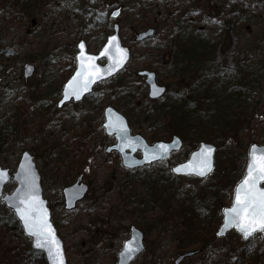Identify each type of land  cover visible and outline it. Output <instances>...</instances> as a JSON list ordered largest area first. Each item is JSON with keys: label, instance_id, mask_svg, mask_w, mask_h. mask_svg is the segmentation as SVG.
Segmentation results:
<instances>
[{"label": "rangeland", "instance_id": "374dc122", "mask_svg": "<svg viewBox=\"0 0 264 264\" xmlns=\"http://www.w3.org/2000/svg\"><path fill=\"white\" fill-rule=\"evenodd\" d=\"M30 1L27 0L30 13L18 14L12 11L8 14L9 24H3L0 28V52L9 50L11 54L14 53L10 57L15 58L11 64H8V61L2 59V55L0 56V64L3 63L5 66L4 68L0 65V94L3 86L4 94L6 92L11 94L8 90L11 89L12 92H18L17 95L23 93V98L28 90H37L45 101L51 100L56 106L60 93L57 92L58 96L53 98V94L50 93L46 98L43 89L50 85L54 86L57 82L63 85L74 70L76 45L80 39L86 41L90 52H98L107 35L112 33L114 22L108 18L106 25L100 23L101 20H97L93 23L94 26L87 27L88 24H84L82 28L80 16L82 13L80 9L83 8L82 0H37L40 1L37 6V1L35 3ZM92 1L97 17H100L107 14L108 5H111L114 0ZM125 1L132 3V9L140 2L157 9L153 10V14L158 13L159 25L158 28L155 27V36L147 40L144 47L141 44L145 42L136 43L134 38L137 32L146 29L140 26L139 20L142 18L146 22L151 19V16L146 12L126 11L123 8L122 16L124 14L125 17L120 21L121 37L123 43L132 50V57L123 72L96 86L92 96L103 101L99 115L101 119L92 120L91 126L89 125L85 130H81V127L75 128L76 124L86 122L85 115L80 110L87 113V116H94L92 105L95 100L90 98L86 101L87 106L80 102L70 103L61 109L57 108L53 113L57 116V120H52L54 116H50L44 125L47 129V139L52 138L69 153L65 166L61 167L63 172L61 175L68 181L62 182L52 177L46 182L47 184H43L45 196L52 202H57L52 211V217L65 243L68 264H117L118 252L129 237L132 225L145 233L147 246V249L132 264H174L180 254L188 251H195V254L184 259L180 264H264V238L261 233H257L250 242L244 241L236 230H232L223 238L216 236L222 220V208L232 203L234 195V186L228 185L226 168L233 167L244 171L249 145L253 142L264 144V98L262 95L264 89V0ZM10 2L12 0H5L4 6H8ZM33 6H36L37 10H34ZM20 9L24 10L23 7ZM8 10L7 8L5 11ZM181 14L188 16L193 26H203L206 33L210 35H218L224 24L226 35H222L216 48L215 62L229 70H244V77L253 80L248 93L252 100L253 114L248 119L249 125L241 129L233 148L219 135L208 134L204 138L205 141L213 142L218 146L217 166L220 171L225 170L224 175L223 171L217 173L218 170H216L204 179L174 177L170 182H166L169 190L163 194V198L142 193L143 186L139 183L135 185V190L141 197L134 204L135 200L130 199L128 194H124L126 192L125 183L122 182L124 178L128 175L142 178L145 173L165 176L172 166L188 158L200 140L196 142L192 137L184 140L183 148L174 154L168 163L163 162L152 165L150 168L130 172L131 170L122 166L116 152L107 151V147L114 140L106 135L102 127L103 109L111 105L128 117L123 108H119V92L125 83L132 86L131 91H134L138 98H146L152 103L147 96L148 89L144 78L138 75V71L143 69L155 71L159 83L171 85L169 91L176 88L178 83L165 78V69L171 64L170 57L177 47L172 45L163 52L159 50L170 45L167 34L172 29L178 30V26H172V24L178 19L185 22L180 17ZM237 16L240 21L235 24ZM228 22H230L231 30L226 27ZM87 30L88 37L87 33L85 35L83 32ZM105 30L107 33L104 35ZM156 45L161 48L155 47ZM6 54L9 56L8 53ZM45 59L46 65L43 63ZM26 64L34 65L35 71L25 82L23 77ZM5 74H7L6 77H4ZM38 83H44L43 88L40 87L38 90ZM34 104L35 102L24 101V107L22 106L17 113L21 125L17 136L11 137V139L15 138L17 145L12 142L11 148H7L0 157L4 167L15 169L24 147L26 148L24 150H29L34 155L40 171L43 168L40 158L31 148L36 143L35 138L41 139L42 136L39 131L40 126L38 127L40 116L36 114L33 107L29 106ZM205 104L206 102L199 101L197 111H203ZM13 105L14 103H6L4 110H9L10 113ZM29 113L32 116H29ZM132 130L133 133L144 136L149 142H153L156 138L169 140L174 134H170L167 129L153 138L152 133L144 132L143 127L135 126ZM99 146L103 149H99ZM82 152L84 153L79 156ZM72 158L73 161H71ZM75 167H77L76 170H74ZM67 172L72 174L68 176ZM108 174L111 178H108ZM80 176L89 186V192L76 208L67 210L64 208L63 188L72 184ZM223 182L226 187L219 190L223 203L220 209L213 211L215 198L210 191L217 183ZM14 186L15 183L12 182L5 189L11 191ZM167 203L169 208L166 207ZM0 205V264H43L40 258L30 254L31 239L13 223L12 214L14 213L3 204ZM146 205L151 207L150 211L141 213L140 209ZM183 206H198L209 215L218 211L219 220L216 224H212L216 225L214 230L211 228L212 219H208L206 215L191 222L179 214L178 210ZM8 211L12 214L8 215ZM196 211H198L197 208ZM192 224L198 226L203 233L211 229V235H208L203 243L188 240L190 237L188 231Z\"/></svg>", "mask_w": 264, "mask_h": 264}, {"label": "trees", "instance_id": "16d2710c", "mask_svg": "<svg viewBox=\"0 0 264 264\" xmlns=\"http://www.w3.org/2000/svg\"><path fill=\"white\" fill-rule=\"evenodd\" d=\"M36 1L37 0H33V1L31 0L30 3L33 2L35 3ZM82 2H83V8L80 9V12H82L80 13L81 25H83L82 28H84V24L85 25L88 24L87 27L94 26L93 23L96 22L97 20H101L100 23L107 25L109 12H107V14L105 15L97 17V12L95 6L93 5V1L82 0ZM4 3L5 0L0 2V21H1L0 28L2 27L3 24H7V25L9 24L10 16L8 14H10L12 11L17 12L18 14L26 13V12L30 13V7L29 4L27 3V0H12V2L8 4V6H4ZM38 4H40V1H37L36 6ZM112 5H123V8H125L127 11L130 10L132 3H126L125 0H114L112 1L111 5L110 4L108 5L107 11L112 7ZM36 6H33L34 10L36 9ZM20 7H23L24 10L20 9ZM7 8L9 10L5 11ZM145 12L151 16V19L146 20L145 22L141 18L139 20V23L141 24L140 26L141 27L154 26L158 28L159 25V22L157 20L158 13L153 14V12L149 9H143L140 11V13H145ZM124 17L125 16L123 14L120 20H122ZM180 17H182L185 20V22H182V19L181 20L178 19L172 24V26L177 25L178 30L172 29L171 32L167 34V37L170 40V45L165 46L162 50H159L163 52L168 48H170V46L172 45H175L177 47V50H175L173 54L170 53L172 54V56L170 57L171 64L169 66H166L165 78H168L169 80L172 79L179 84L184 82L187 73L194 71V73H197L200 78V83L198 79L199 86L197 84L191 85L188 91V95L176 96V97L167 96L164 98V102L162 104H158V103L152 104L154 102L151 103L146 98H138L136 93H134V91H131L132 86L127 85L125 83L123 84L119 92V108H123L126 114L130 117L131 125L143 127L145 129L144 132H151L153 138L158 137L161 131H165L169 129L170 134L171 133L178 134L184 140H188L190 137H192L194 140L197 141L205 137L204 134L207 128L209 129V127H212L214 128L213 130H218L219 132L222 131L223 136L221 138L224 139L225 141L227 140L231 148H233L234 143L237 141L239 137V133L241 132V129L243 128V126L249 125V121L247 119L249 118L250 115L253 114V111L249 114L248 109H245V107L242 105L243 97L248 96L253 80L243 76L238 83L239 89H237V86L233 88H231L230 86L229 87L222 86L223 81L231 79L238 74L237 69L229 70L226 67L220 66L218 62H215L216 53L213 50L219 44V41L222 39V35L223 34L226 35L224 24L222 25V28L219 31L220 33L218 35H210L206 33V29L203 26H199V25L193 26L189 22L190 20L188 16L181 14ZM239 21L240 20L238 17L237 21L234 23L236 24ZM229 23L230 22L227 23L226 27L227 29L229 28L231 30L232 28H230ZM83 32L85 33V35L87 33V37L89 36L88 30ZM106 33L107 30L103 32L104 35ZM146 43L147 42L144 43V47ZM155 47L161 48V46L159 45H156ZM10 52L11 51L9 50L6 52L3 51L0 52V56L2 55V59H6L8 61V64H11L15 59L14 57H10L11 55L14 54V53L11 54ZM6 53H8L9 56ZM43 63H45L46 65V59L43 61ZM0 65L4 66L3 63ZM6 76L7 74H5L4 77ZM215 82L218 83L219 89L216 88L213 94V92L208 90V85L210 84L211 87H213L212 83ZM43 85L44 83H38L37 84L38 90L40 89V87L43 88ZM61 87H62L61 83L57 82L54 86L50 85L46 89H43V93L46 95V98H48L47 96L50 93H52L53 94L52 98H53L58 96ZM168 87L171 88V85H168ZM8 90H10L11 94H9L8 92L4 94L3 92L5 91V87L3 86L2 93L0 94V157L5 153V150L7 148L9 149L11 148L12 142H14L15 145H17V141L15 140V138L11 139V137L17 136L18 128L21 125V122L19 121L20 117L18 116L17 113L18 111L21 110L24 101H31L32 103L35 102L34 105H29V106L33 107L36 111V114H39L40 116L38 117V122H39L38 127L40 126L39 131L42 136L41 139L35 138L36 143L31 148L32 151L35 152L36 156L39 157L42 162L41 166L43 167L42 169H44V170L41 169L42 183L47 184L46 182L51 180L50 178L52 177L55 180L67 182L68 180L61 175L63 173L61 171V167L65 166L64 164L68 160L69 153L67 152V149L65 147L58 145L59 143L57 144L55 140H52V138L47 139L46 137L47 129L46 127H44L45 121H47L50 116H54L52 120L54 121L57 120L56 119L57 116L53 114L57 110V107L54 105L53 102H51V100L45 101L44 97H42L40 92L37 90H28L27 95H25L24 98H23V93L17 95L18 92L16 91L12 92L11 89ZM218 91L220 96L224 97L227 100L228 97H231L232 98L231 102L234 104V107H228V104L223 105L222 103H220L221 101L218 97ZM202 94L203 95L206 94L209 100H211L212 98L215 102H217L216 98L218 97L219 101L216 104L213 105V103H211V105L214 107V110L216 111L214 112L213 107L210 106L211 109L210 114L204 115V113H202V115H198V114L194 115V111L191 110L192 109L191 107L196 104V101L199 99V97H201ZM7 96L10 97L8 99H5V97ZM90 98L92 100H95L94 101L95 103L92 105V110H93L92 114H94V116H87V113H85L83 110H80L82 113H84L86 122L81 124H76L75 128L77 129L81 127V130H85L89 125L91 126L92 120L101 119L99 115H100L101 103L103 101H100L98 97L92 96L91 94L89 98L85 99L82 102L83 105L87 106L86 101ZM6 103H14L12 109L10 110V113L9 110H4V108L6 107ZM235 108L237 110H235ZM229 112L232 115H234V119L230 118ZM24 114H28V113H24ZM30 115L31 114L29 113V116ZM162 128L164 129L162 130ZM198 129H202V130H198ZM195 131L196 132L198 131L197 134H195ZM235 131L236 132L238 131L237 135L232 134ZM209 132H211V130H209ZM98 148L103 149L101 146H99ZM24 149L26 148L23 147V150ZM83 153L84 152H82L79 156H81ZM73 160L74 159L72 158L71 161ZM76 169L77 167H75L74 170ZM226 169H227L226 171L227 176L229 178L228 185L230 187L235 186L237 181L241 178L243 171L242 170L239 171L237 170V168L235 169L233 167H229ZM216 170H218L217 173L218 172L221 173V171H223V175H224L225 170L220 171L218 166ZM71 174H72L71 172H67L68 176H70ZM109 176L110 174H108V178H111ZM165 176L169 177L172 176V174L169 171L168 173H165ZM160 177L161 176H159L158 174L147 175L146 177H142V178L128 175L126 178L122 180V182L125 183L124 189L126 190V192L138 193V191L135 190L136 189L135 185H138L139 183H141V185L143 186L141 187L143 188L142 191H146L150 188L157 187L159 185H168L167 183L170 182V179L169 180L163 179V181H160L157 179ZM224 184H225L224 182L217 183L215 188H213L210 191L215 198L212 207L213 211L220 209V205L223 203V197L221 196L219 190H222L223 187H226ZM149 192H150V196L151 194L152 195L154 194L155 197L160 198L159 192L156 189L155 190L150 189ZM47 199L49 201L51 210L54 211L55 204L57 202L55 203L52 202L51 199L49 198ZM195 200H197V198H195ZM166 207L169 208L168 203L166 204ZM150 208L151 207L149 205H146L140 209V212L147 213L148 211H150ZM196 208L198 211H196ZM200 210L202 211L201 214L203 216L206 215L208 219H212L211 225L216 224V222L219 220L218 215L220 213L218 211L213 212V215H209L207 212L203 211L198 206L196 207L183 206L180 210H178V212L180 213L182 211L185 213H189L185 215L186 217H188L189 221L193 222L196 221V219L200 218V215L197 216V212H199ZM9 214H12V212L8 211V215ZM12 218H13V223H15L17 228L22 232V227L20 223L17 221V218L15 217L14 214H12ZM215 227L216 225H212L211 226L212 230H214ZM188 233L190 236L188 240L198 241L203 243L204 240H206L207 236L211 235V229H209L206 233H203L198 226L192 224V226L189 227ZM30 254L35 256L36 258H40L43 264H47L43 252L36 251L30 248Z\"/></svg>", "mask_w": 264, "mask_h": 264}, {"label": "water", "instance_id": "95a60500", "mask_svg": "<svg viewBox=\"0 0 264 264\" xmlns=\"http://www.w3.org/2000/svg\"><path fill=\"white\" fill-rule=\"evenodd\" d=\"M122 7L118 6L114 8L110 12V17L113 20H117L121 15ZM113 32L109 34L106 38L105 43L101 47V49L94 53L88 50L87 43L84 39L80 40L77 44V53H76V65L75 70L71 74V76L65 81L61 90L60 99L57 102V107L62 108L64 105L70 102H79L82 101L87 95L92 93L93 88L96 84L108 80L121 72L129 63L131 59V50L128 46L122 43V39L120 36V25L118 22L114 23ZM155 34L154 28H148L146 30L140 31L137 33L135 37V42H142ZM113 37H115V41H113ZM113 45L111 48L109 45ZM83 45V48H81ZM124 50L126 56L123 60L122 66H117L114 63V59H119L116 55V47ZM108 52V55H103V53ZM84 53V57H93L95 58V66L101 70V76L95 78V82L89 84L87 90H83L80 92V96L77 99L75 96L66 95L69 93L70 90L68 85L73 83L77 80V74L82 73L87 70L88 68V61L84 60V57L81 56V53ZM105 59V62L102 63L101 60ZM82 60L84 63L82 64ZM111 68L113 69L110 74H108L107 70ZM35 67L32 64H26L24 66V80L25 82L34 74ZM139 75L145 76V82L148 85L149 89V97L152 99H156L161 96L165 91V86L159 85L157 82L156 73L149 70H141ZM92 79V77H89ZM162 89V92L159 94L154 95L153 93L156 90ZM264 94V91H263ZM104 121L102 126L105 130V133L110 136L114 137L115 142L107 147V151H117L120 153L123 166L128 169H133L137 167H142L147 164H151L157 161H165L170 158L172 152L178 151L182 147V140L177 136L174 135L171 140L169 141H156L154 143H148V141L140 134H132L131 128L128 122V119L124 114H122L118 109L114 106L108 105L103 110ZM123 129V130H122ZM164 145L168 147V152L165 154L160 150V146ZM207 146L213 149L211 155V171L207 173L205 176H200L197 174V165L199 163V156L202 152V149ZM257 151V154L260 152H264V145H260L258 143H252L249 147L248 151V164L246 166L244 175L242 176L241 180L236 184L234 190V196L232 200V204L223 207L222 213V223L220 224L216 236L219 238L225 237L228 232L235 229L241 235L242 233L233 226H228V211L235 206V198L237 191L242 184L243 180L246 178L248 173V166L251 162V155L253 150ZM215 150L216 147L211 144H206L204 142L201 143L200 149L197 151H192L189 158L175 165L172 168V172L175 175H184V176H196L198 178H205L210 175L214 168H215ZM137 151H141L142 156L136 157L135 153ZM155 157V158H153ZM192 165V168L189 169L187 166ZM177 169H181V171H176ZM0 174L2 175V179H0V202L3 205L13 211L16 218L19 220L20 225L24 231V234L30 237L31 239V246L32 249L41 251L44 253L47 264H57V261L54 258V255L49 252V248L52 246H46L44 248H37L36 241L38 237L29 235L28 230L26 228L25 222L21 219L19 209L23 208L24 205L20 203V200H27L29 195L35 197L36 201L38 202L37 212L34 213L36 220L38 221L42 215L46 214V219L48 224L50 225L52 232L55 236V239L60 245V249L62 252L63 262L64 264H68L64 241L58 234L57 227L53 223L52 220V213L51 209L48 205V200L45 199L43 193V187L41 182V175L39 169L37 167L36 161L34 156L27 150H25L20 157L18 165L14 171H11L7 167H3L0 164ZM14 181L16 183L15 187L11 191H5V186ZM258 187L261 190H264V181H261L258 184ZM89 186L83 181V178L80 176L78 177L74 183L70 184L63 188V201H64V208L67 210H72L76 208L77 204L86 196L88 192ZM256 231L252 234V236L245 238L242 235V239L244 241L250 240L252 237L256 235ZM264 237V232H262ZM131 244L137 250L131 254H126L127 246ZM146 249V245L144 243V233L137 228L136 226H132L130 230V237L125 240L124 245L120 252H118V260L117 264H130L139 254H141ZM195 251H188L183 253L177 257L174 264H180L186 257L193 256Z\"/></svg>", "mask_w": 264, "mask_h": 264}, {"label": "snow or ice", "instance_id": "6c2138e0", "mask_svg": "<svg viewBox=\"0 0 264 264\" xmlns=\"http://www.w3.org/2000/svg\"><path fill=\"white\" fill-rule=\"evenodd\" d=\"M113 41H115V37H113ZM112 46L111 44L109 45L110 48ZM81 48H83V45H81ZM103 55H108V52L106 51ZM116 55L119 59H114V63L117 66H122L126 53L117 46ZM81 56L84 57L83 52ZM84 60L88 61L87 70L77 74V80L68 85L70 92L66 93V95L75 96L77 99L81 91L87 90L89 84L94 83L95 78L101 76V70L95 66V58L84 57ZM84 60H82V64ZM112 70L109 68L107 70L108 74ZM89 77H92V79H89ZM162 91V89H158L153 94L157 95ZM160 150L166 154L169 149L167 146L161 145ZM212 151L213 149L207 146L202 149L198 158V175L205 176L211 171L210 158ZM187 167L191 169L192 165H188ZM176 171H181V169H177ZM2 175L0 174V179H2ZM261 181H264V152L257 154V151L254 149L251 155V162L248 166L247 176L237 191L235 206L228 211L227 225L237 228L245 238L252 236L256 231L264 232V190L258 187ZM20 203L24 207L19 209V213L21 219L25 222L29 235L38 237L36 247L44 248L49 245L52 246L49 248V252L54 255L57 264H64L60 245L47 222L46 214L42 215L38 221L34 216V213L37 212L36 205L38 203L35 197L29 195L27 200L22 199ZM136 250V248L129 244L126 249V254H131Z\"/></svg>", "mask_w": 264, "mask_h": 264}, {"label": "bare ground", "instance_id": "6f19581e", "mask_svg": "<svg viewBox=\"0 0 264 264\" xmlns=\"http://www.w3.org/2000/svg\"><path fill=\"white\" fill-rule=\"evenodd\" d=\"M123 6V5H122ZM132 6L133 5H131V7H130V10H133L134 12L135 11H141V10H143V9H149V10H151L152 12H154L153 10H157V9H155V8H152V7H148L146 4H143V3H138L137 5H136V7H134V9H132ZM148 28H154L155 29V34H156V28L154 27V26H149V27H146V29H148ZM145 29V30H146ZM143 31V30H142ZM155 34L152 36V37H150V38H148V39H146V40H144V41H142V42H136V43H144V42H146L147 40H150L151 38H153L154 36H155ZM142 46H144V44H141ZM218 46V45H217ZM217 46L214 48V52H216V48H217ZM211 50V49H210ZM184 72V71H183ZM244 73H245V71L244 70H241V71H238V74L235 76V77H233V78H231V79H228V80H225V81H223L222 82V86H230L231 88H233V87H235V86H237V89H239V85H238V83H239V81L241 80V78L244 76ZM198 79H199V83H200V78H199V76H198V74L197 73H194V71H192V72H189V73H187V75H186V77H185V79H184V82H182V83H179L177 86H176V88L173 90H171V91H169V90H167L166 92H164L161 96H159L158 98H156V99H150L152 102H154V103H152V104H155V103H158V104H162L163 102H164V98L165 97H176V96H183V95H188V91H189V88H190V86L191 85H194V84H197L198 86H199V83H198ZM212 86L213 87H211V85L209 84L208 85V90L209 91H211V92H213V94H214V90L217 88V89H219V85H218V83L217 82H215V83H212ZM214 88V89H213ZM263 91H264V89H263ZM262 91V92H263ZM234 95V94H233ZM263 95V98H264V94H262ZM148 96V95H147ZM218 97H219V99H220V103H222L223 105L224 104H228V107H234V104L231 102V100H232V98L231 97H228V100L227 99H225L224 97H221L220 96V94H219V91H218ZM218 97L216 98V101L218 102L219 100H218ZM199 101H204V102H206V107H205V109L203 110V111H197L198 110V107H199ZM251 98H250V96L248 95V96H246V97H243V102H242V105L245 107V109H248V111H249V114L251 113V108H252V103H251ZM217 102H215L212 98H211V100H209L208 98H207V95L206 94H202L201 95V97H199V99L196 101V104L195 105H193L191 108V110L192 111H194V113H197L198 115H202V113H204V115H208V114H210L211 113V109H210V106L211 107H213L212 105H211V103H213V105L214 104H216ZM151 104V105H152ZM150 105V106H151ZM203 105V104H202ZM202 107V106H201ZM235 110H237L236 108H235ZM213 111L215 112L216 110H214V107H213ZM253 111V110H252ZM229 116H230V118L231 119H234V115H232L230 112H229ZM251 116V115H250ZM249 116V117H250ZM128 122H129V125H130V128H131V132H132V134H136V133H133V130H132V127H135V126H133V125H131V121H130V117L128 116ZM249 119V118H248ZM247 119V120H248ZM229 126V125H228ZM227 126V127H228ZM226 127V128H227ZM214 128H212V127H209V129L207 128V130H206V132H205V134H204V136H207L208 134H216V135H219V136H223V133H222V131L221 132H219L218 130H213ZM198 130H202V129H198ZM203 130H205V129H203ZM209 130H211V132H209ZM198 132V131H197ZM197 132L195 131V134H197ZM238 132V131H237ZM237 132L235 131V132H233L232 134L233 135H237ZM174 135H177L181 140H182V142H183V144H182V147L178 150V151H174V152H172V154H171V156H170V158L169 159H167V160H165V161H157V162H154V163H151V164H147V165H145V166H142V167H137V168H133V169H128V168H126V167H124L123 166V161H122V158H121V155H120V153H119V157H120V159H121V162H122V166L125 168V169H127V170H131L130 172H134L133 170H136V169H144V168H150V166H152V165H156V164H159V163H163V162H165V163H168L170 160H171V158H172V156L174 155V154H176L177 152H179L182 148H183V145H184V139L180 136V135H178V134H173L172 136H171V138L169 139V140H171L172 139V137L174 136ZM239 135H240V133H239ZM193 136V135H192ZM198 136V135H197ZM205 138V137H204ZM204 138L203 139H199L200 141L198 142V145L197 146H195L193 149H192V151H197V150H199L200 149V146H201V143L202 142H204V143H206V144H211V145H214L215 147H216V150H215V168H214V170H213V172L210 174V175H212L215 171H216V169H217V160H216V154H217V150H218V146L216 145V144H214L213 142H207V141H205L204 140ZM164 141V139H160V138H156L154 141L156 142V141ZM169 140H165V141H169ZM198 141V140H197ZM196 141V142H197ZM192 151L190 152V154L192 153ZM190 154H189V156H190ZM248 155V154H247ZM135 156L136 157H141L142 156V154H141V151H137L136 153H135ZM189 156H188V158H189ZM187 158V159H188ZM186 159V160H187ZM185 160V161H186ZM184 162V161H183ZM181 163V162H180ZM177 164H179V163H177ZM176 164V165H177ZM175 166V165H174ZM174 166H172L171 167V169H170V172H171V174H173L172 176H169V177H167V176H162V177H160V178H157L158 180H161V179H165V180H171L172 178H174V177H177V176H183V177H196V176H192V175H189V176H184V175H175L173 172H172V168L174 167ZM131 174V173H130ZM155 174V173H154ZM147 175H151V174H148V173H145V175H144V177H146ZM210 175H208V176H210ZM207 176V177H208ZM207 177H205V178H207ZM196 178H198V177H196ZM199 179H204V178H199ZM151 190H157L158 192H159V195L160 196H162V198L164 197L163 196V194H165V193H167L168 192V190H169V186L168 185H159V186H157V187H153V188H150ZM150 189H148V190H146V191H143V193L145 192L146 194H148L149 196H150ZM124 194H128L129 195V197H130V199H133V200H135V201H133V203L134 204H136L139 200H138V198H140L141 196L139 195V194H137V193H130V192H125ZM201 210L199 211V212H197V216L198 215H200V217L201 216H203L202 214H201ZM222 212V211H221ZM145 214V213H144ZM179 214H181V215H183L184 217H186V215L185 214H189V213H185V212H180ZM142 215V214H141ZM142 216H145V215H142ZM187 219H188V217H186ZM222 218H223V213H222ZM221 223H222V220H221ZM220 223V224H221ZM219 224V225H220ZM132 226H135V225H132ZM131 226V227H132ZM131 227H130V230H131ZM137 227V226H136ZM138 228V227H137ZM140 229V228H139ZM141 230V229H140ZM142 231V230H141ZM143 232V231H142ZM144 233V232H143ZM144 236H145V233H144Z\"/></svg>", "mask_w": 264, "mask_h": 264}]
</instances>
